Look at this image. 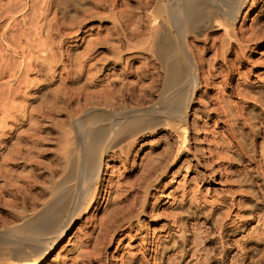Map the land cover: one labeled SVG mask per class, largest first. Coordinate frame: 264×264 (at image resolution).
Masks as SVG:
<instances>
[{"label": "rangeland", "instance_id": "1", "mask_svg": "<svg viewBox=\"0 0 264 264\" xmlns=\"http://www.w3.org/2000/svg\"><path fill=\"white\" fill-rule=\"evenodd\" d=\"M67 1L0 0V230L52 200L70 167L69 154H78V120L89 109L93 113L116 107L141 109L157 99L158 92L149 93L157 66L151 53L155 0ZM215 29L188 38L194 55L197 48L202 55L196 59L204 61L197 63L201 71L209 82L216 79V86L204 82L195 92L185 143L166 127L119 137L102 160L106 187L97 194L99 203L92 201L82 209L48 255L32 264H264V106L260 105L264 102V0H247L235 21L236 39L245 40V49L236 43L218 52L222 38L213 39L223 37V30L205 41L206 33ZM119 90L125 95L119 92L124 97L117 100ZM108 94H115L111 100L119 103H108ZM222 95L229 99L219 102ZM238 104L248 108L249 117L243 113L242 122L226 115ZM64 139L74 146L66 141L65 145ZM165 147L173 151L168 165ZM65 152L69 159L67 167L64 159L63 170L60 156ZM155 160L162 161L163 173L160 168L153 185L143 190L145 186L138 184L148 174L146 167L158 164ZM134 197L139 206L144 201L142 207H131ZM10 263L14 264L0 260V264Z\"/></svg>", "mask_w": 264, "mask_h": 264}, {"label": "bare ground", "instance_id": "2", "mask_svg": "<svg viewBox=\"0 0 264 264\" xmlns=\"http://www.w3.org/2000/svg\"><path fill=\"white\" fill-rule=\"evenodd\" d=\"M21 1V0H20ZM46 1V0H44ZM100 1V0H99ZM247 0H155V6H154V22L152 25L153 32H152V51L155 61H157L156 66V72L155 77L153 79L151 89L148 91L151 93V95L154 96V92H158V97L156 96V100L154 99L153 103H149L147 106H142L141 109H123L117 107L115 109H112V111L109 110L105 113H93L89 112L90 109L87 111L85 109L84 116L82 115V118L79 123V128L77 127V124L75 127H77V151L78 154L75 156L69 154L70 158V167L68 168V171L63 173L62 179L59 182V186H55L54 194L52 200L46 204V206H42L43 208L36 212L35 214L23 218L21 217L22 221L19 222L16 225H12L8 228H5L3 230H0V260H9V262H13L14 264H32L36 260L41 259L43 256H45L52 248L54 244H56L57 240L65 234V231L70 227L73 220L79 216V213L82 209L87 208L90 203L93 201L94 203H99V197L97 194L103 190V187L105 188V180L101 177L102 172V166H103V157L107 150L110 148V146L119 138L122 136H129L132 135H138L139 133L145 132V131H153L157 129L158 127H166L171 129L173 132L179 133V135L182 136L183 144L185 143V133L187 129V116H188V109L190 107V104L195 96V92L197 89L203 85L205 82L208 86H216V79L210 80L212 82H209L204 75V71L202 72L200 69V66L197 64L199 61L201 63H204V61L200 58L202 55H199V48H197V54L194 55L193 49L189 45L188 38L189 37H195V35H202V33H205L209 29L216 28L215 30H212L211 32L206 33L205 41H209L211 38L213 39L212 35H216L219 30L224 31V36H217L214 38V42L217 40H220L221 38V45L218 52H223L227 48V45L230 44H240L239 46L241 49H245V44L243 38H241V42H239L236 31L233 29L235 25L236 19L239 17V14L245 5ZM12 2V0H11ZM50 2V1H49ZM66 2H68L66 0ZM80 2V1H79ZM97 2V1H96ZM102 2V1H101ZM13 3V2H12ZM147 3V2H146ZM16 4V2H15ZM18 4V3H17ZM78 4V3H77ZM83 4V3H82ZM6 5V3H5ZM44 5V4H43ZM12 6V5H11ZM15 6V5H13ZM86 6V5H85ZM95 6V5H94ZM93 6V7H94ZM4 7V6H3ZM57 7V6H56ZM81 7V6H80ZM40 8V7H39ZM89 8V7H88ZM42 9V8H41ZM87 9V8H86ZM43 11V10H42ZM41 11V12H42ZM79 11V10H78ZM45 13V12H44ZM149 17V16H147ZM153 18V17H152ZM141 20V19H140ZM149 20V19H148ZM153 21V19H151ZM239 20V19H238ZM150 21V20H149ZM151 21V22H152ZM149 22V23H151ZM142 23V22H141ZM41 26V25H40ZM43 27V26H42ZM41 29V28H40ZM263 30V29H261ZM244 32V31H243ZM150 33V32H149ZM263 34V33H262ZM149 36V35H148ZM240 36V35H239ZM117 37V36H116ZM119 37V36H118ZM244 37V36H243ZM196 38V37H195ZM258 38V37H256ZM251 39V37H250ZM122 40V39H121ZM146 40V39H145ZM144 40V41H145ZM248 41V39H246ZM110 41V40H109ZM148 41V40H147ZM145 41V43L147 42ZM199 41V40H198ZM106 42V41H105ZM112 42V41H111ZM110 42V43H111ZM193 42V41H192ZM191 42V43H192ZM196 43V41L194 40ZM204 42V41H203ZM213 42V41H212ZM109 43V42H108ZM246 43V42H245ZM248 43V42H247ZM246 43V45H247ZM194 44V43H193ZM111 45V44H110ZM116 45V44H113ZM112 45V46H113ZM142 45V44H141ZM198 45V44H197ZM213 45V44H211ZM50 46V45H49ZM195 44L193 45L194 48ZM215 45H213L214 47ZM219 46V45H217ZM47 47V46H46ZM151 47V46H150ZM197 47V46H196ZM212 47V48H213ZM232 47V46H231ZM248 47V46H246ZM250 47V46H249ZM148 48V47H147ZM217 48V47H216ZM45 49V48H44ZM113 49V48H112ZM149 49V48H148ZM204 50H207V46L203 47ZM229 49V48H228ZM235 49V48H234ZM252 49V48H251ZM143 50V49H142ZM147 50V49H146ZM52 51V50H51ZM217 51V50H215ZM227 51H230L227 50ZM226 51V53H227ZM143 52V51H142ZM202 52V50H201ZM238 52V51H237ZM112 53V51H111ZM196 53V52H195ZM216 53V52H215ZM244 53V52H243ZM119 54V53H118ZM218 54V53H217ZM223 54V53H222ZM51 55V54H50ZM113 55V54H112ZM152 55V54H151ZM219 55V54H218ZM221 55V54H220ZM197 56H200L197 59ZM216 56V55H215ZM111 57V56H110ZM214 57V56H213ZM200 59V60H199ZM149 60V58H148ZM215 60V59H214ZM224 60V59H223ZM203 61V62H202ZM232 61V60H231ZM199 62V63H200ZM259 63V62H258ZM32 65V64H30ZM151 65V64H150ZM202 65V64H201ZM210 65V64H209ZM140 66V65H139ZM205 66V65H204ZM232 66V65H231ZM82 68V67H81ZM205 68V67H204ZM209 68V67H208ZM80 69V68H79ZM237 69V68H236ZM83 70V69H82ZM90 70V69H89ZM141 70V69H140ZM224 70V69H222ZM84 71V70H83ZM221 71V70H220ZM144 72V71H143ZM146 72V71H145ZM145 72L143 73L145 75ZM202 72V73H201ZM223 72V71H222ZM90 73V72H89ZM131 73V72H130ZM154 73V72H153ZM152 73V74H153ZM221 73V72H219ZM227 73V72H226ZM236 73V72H235ZM238 73V72H237ZM120 74V73H119ZM124 74V73H123ZM140 74V81L143 80L144 75ZM201 74L203 75L201 77ZM224 74V73H223ZM89 75V74H88ZM115 75V74H114ZM138 75V74H137ZM149 75V74H148ZM220 75V74H219ZM230 75V74H228ZM226 75V76H228ZM233 75V74H232ZM240 75V74H239ZM246 75V74H245ZM91 76V75H90ZM94 76V74H93ZM118 76V75H117ZM125 76V74H124ZM224 76V77H226ZM247 76V75H246ZM261 76V75H260ZM92 77V76H91ZM121 77V76H119ZM221 77V76H220ZM241 77V76H240ZM80 78V77H79ZM117 78V77H116ZM114 79V81L116 80ZM209 78V77H208ZM212 78H215L212 76ZM223 78V77H222ZM261 78V77H260ZM90 79V78H89ZM93 79V77L91 78ZM90 79V80H91ZM120 79V78H119ZM224 79V78H223ZM228 79V78H227ZM245 79V77H244ZM247 79V78H246ZM107 81V80H106ZM219 81V80H218ZM226 81V80H225ZM248 81V80H247ZM108 82V81H107ZM110 82V81H109ZM122 82V80H121ZM138 82V81H137ZM262 82V81H261ZM114 83V82H113ZM129 83V82H128ZM132 83V82H131ZM237 83V82H236ZM122 84V83H121ZM130 84V83H129ZM120 85V84H119ZM140 85V83H139ZM218 85V84H217ZM240 85V84H239ZM107 86V84H106ZM105 86V87H106ZM113 86V84H112ZM148 87V85H146ZM220 86V85H219ZM237 86V84H236ZM251 86V85H250ZM249 86V87H250ZM103 87V86H102ZM109 87H111L109 85ZM115 87V85H114ZM117 87L118 86L117 84ZM143 87V86H141ZM234 87V86H233ZM240 87V86H239ZM238 87L237 90L240 88ZM248 87V86H247ZM112 88V87H111ZM110 88V89H111ZM123 88V86L121 87ZM223 88V87H222ZM243 88V87H242ZM255 88V87H254ZM82 89V88H81ZM80 89V90H81ZM87 89V88H86ZM89 89V88H88ZM106 89V88H105ZM109 88L106 90H110ZM233 89V88H232ZM91 90V89H90ZM99 90V89H98ZM105 90V91H106ZM118 90V89H117ZM123 89H121L122 91ZM219 90V88H218ZM235 90V89H234ZM247 90V88H245ZM249 90V89H248ZM82 91V90H81ZM84 91V89H83ZM86 91V90H85ZM101 91V90H100ZM99 91V92H100ZM111 94L113 93V90H111ZM115 91V90H114ZM121 91L119 90L115 96H119L121 94ZM242 91V90H240ZM94 92V90H93ZM98 92V91H97ZM108 92V91H107ZM120 94L118 95V93ZM237 92V91H236ZM239 92V91H238ZM242 95L246 96V93H243ZM247 94L251 91H246ZM66 93V91H65ZM91 93V92H90ZM96 93V92H95ZM106 93V92H105ZM124 95V91L122 92ZM148 93V95H149ZM257 93V92H256ZM255 93V94H256ZM261 92L260 94H262ZM57 94V93H56ZM121 94V95H123ZM240 94V93H239ZM254 94V93H253ZM70 95V94H69ZM96 95V94H95ZM106 95V94H105ZM143 95V94H142ZM230 95V94H229ZM241 95V94H240ZM241 95V97H242ZM251 95V93H250ZM264 94H262L263 96ZM56 96V95H55ZM66 96V95H65ZM76 96V95H74ZM104 96V95H103ZM107 96L110 97L108 94ZM106 96V98H108ZM141 96V95H139ZM144 96V95H143ZM202 96V95H201ZM218 96V95H217ZM252 96V95H251ZM63 97V96H62ZM96 97V96H94ZM105 97V96H104ZM111 97L109 100H111ZM120 97V96H119ZM118 97V98H119ZM122 98L124 96H121ZM120 97V98H121ZM250 97V96H249ZM260 97V96H259ZM65 98V97H64ZM78 98V97H77ZM117 98V100H118ZM139 97L137 96V99ZM245 98V97H244ZM248 96H246V99ZM263 98V97H262ZM59 99V98H58ZM86 99V98H85ZM88 99V98H87ZM92 99V98H91ZM95 99V98H94ZM103 99V98H102ZM144 99V98H143ZM143 99H141V102ZM216 99V98H215ZM219 102L222 100H228L224 99L223 95L222 97H218ZM216 99V100H217ZM249 99V98H248ZM251 99V97H250ZM264 99V98H263ZM262 99V100H263ZM106 100V99H105ZM113 100V99H112ZM111 101H108V103L112 104ZM140 101V99H138ZM138 100H136L138 102ZM147 100V99H145ZM212 100V99H211ZM57 101V100H55ZM59 101V100H58ZM114 102L119 103L118 101H115V98L113 100ZM205 101V100H204ZM260 101V100H259ZM99 102V101H98ZM114 106L116 103H114ZM212 102V101H211ZM224 102V101H223ZM222 102V103H223ZM230 102V101H229ZM227 103L226 105L230 104ZM261 102V101H260ZM92 103V102H91ZM95 103V102H93ZM139 103V102H138ZM221 103V104H222ZM238 103V102H237ZM236 103V104H237ZM247 103V102H246ZM60 104V103H59ZM98 104V103H97ZM106 104V102H105ZM104 104V105H105ZM120 104H122L120 102ZM143 104V103H142ZM224 104V103H223ZM235 104V103H234ZM233 104V105H234ZM242 104V103H241ZM239 105L231 114L229 112L226 114V110H224L225 114L229 117L235 118L237 121H240L242 118V115H245L247 113L248 108H246L243 105ZM258 104V103H257ZM25 105V104H24ZM83 105V104H82ZM109 105V104H107ZM119 106V104H117ZM140 105V104H138ZM137 105V106H138ZM219 105V104H218ZM232 105V104H231ZM260 105L264 106V102H262ZM20 106V105H19ZM76 106V105H75ZM95 106V105H94ZM141 106V105H140ZM222 106V105H220ZM236 106V105H235ZM34 107V106H33ZM37 107V106H36ZM67 107V106H66ZM92 107V106H91ZM110 107V105H109ZM112 107V106H111ZM224 108V106H222ZM23 108V107H22ZM39 108V107H37ZM84 108V107H83ZM113 108V107H112ZM216 108V107H214ZM227 109V107L225 106ZM224 108V109H225ZM230 108V106H229ZM228 108V109H229ZM233 108V107H231ZM25 109V108H24ZM33 109V108H32ZM41 109V108H40ZM43 109V107H42ZM67 109V108H66ZM78 109V108H77ZM217 109V108H216ZM215 109V111H216ZM31 110V109H30ZM36 110V109H35ZM48 110V109H47ZM60 110V109H59ZM82 110V109H81ZM95 110V109H94ZM107 110V109H106ZM223 110V109H222ZM253 110V109H252ZM251 110V111H252ZM17 111V110H16ZM15 111V112H16ZM39 111V110H38ZM64 111V110H63ZM79 111V109H78ZM97 110H95L96 112ZM256 111V110H255ZM263 111V110H262ZM261 111V112H262ZM74 112V111H72ZM71 112V113H72ZM99 112V111H98ZM197 112V111H196ZM212 112V111H211ZM246 112V113H245ZM249 112V111H248ZM253 112V111H252ZM260 113V116L261 115ZM14 113V112H13ZM12 113V114H13ZM27 113V112H26ZM25 113V114H26ZM31 113V112H30ZM56 113H58L56 111ZM68 113V112H67ZM76 113V112H75ZM223 113V112H222ZM245 113V114H243ZM255 112H253L254 114ZM263 113V112H262ZM47 114V113H46ZM224 114V115H225ZM253 117V114L250 113ZM42 115V114H41ZM50 115V114H49ZM55 115V114H54ZM220 115V114H219ZM225 115V116H226ZM247 115V114H246ZM245 115V116H246ZM258 115V114H257ZM257 115L255 116L257 118ZM25 116V115H24ZM33 116V115H32ZM201 116V115H200ZM199 116V117H200ZM244 116V119H246ZM248 116V115H247ZM13 117V116H12ZM230 117V118H231ZM249 117V116H248ZM247 117V118H248ZM14 118V117H13ZM22 118V117H21ZM33 118V117H32ZM227 118V117H226ZM232 118V119H233ZM254 118V117H253ZM253 118L252 121L254 120ZM234 119V120H235ZM243 119V120H244ZM14 120V119H13ZM62 120V119H61ZM68 120V119H67ZM76 120V119H74ZM195 120V119H194ZM222 120V119H221ZM228 120V119H227ZM236 123L237 121H234ZM250 120V119H249ZM247 120V121H249ZM259 120V119H258ZM34 121V120H33ZM32 121V122H33ZM215 121V120H214ZM232 122V120H230ZM14 122V121H13ZM17 122V121H16ZM22 122V121H21ZM68 122V121H67ZM73 122V121H72ZM71 122V123H72ZM242 122V120H241ZM251 122V120L249 121ZM247 122V125L252 124V122L249 124ZM255 122V121H254ZM216 123V122H215ZM231 123L233 127H235V124ZM240 123V122H239ZM244 123V122H243ZM246 123V122H245ZM260 123V122H259ZM264 123V122H263ZM262 123V124H263ZM14 124V123H13ZM60 124V123H59ZM234 124V125H233ZM238 124V122H237ZM236 124V125H237ZM255 124V123H254ZM252 124V125H254ZM20 125V124H19ZM18 125V126H19ZM30 125V124H29ZM69 125V124H68ZM74 125V124H72ZM218 125V124H217ZM228 125V124H227ZM241 125V124H240ZM246 125V124H245ZM257 125V124H256ZM256 125L254 128H256ZM32 126V125H31ZM35 126V125H33ZM211 126V125H210ZM251 126V125H250ZM63 128V126H61ZM208 127V126H207ZM233 127H231L233 129ZM243 127V126H242ZM247 127V126H246ZM258 127V126H257ZM196 128V127H195ZM241 128V126H240ZM14 129V128H13ZM31 129V128H30ZM198 129V128H197ZM251 129V128H250ZM253 129V127H252ZM258 129V128H257ZM12 130V129H11ZM63 130V129H62ZM206 130V129H205ZM255 131V130H254ZM254 131L253 134H254ZM13 132V131H12ZM198 132V131H197ZM236 132V131H235ZM75 133V132H73ZM150 133V132H149ZM216 133V132H215ZM256 133V132H255ZM20 135V134H19ZM70 135V134H68ZM67 136V135H66ZM226 136V135H225ZM62 137V136H61ZM243 137V136H242ZM60 138V137H59ZM74 138V137H73ZM211 138V137H210ZM62 139V138H61ZM59 139V140H61ZM68 139V138H67ZM71 139V138H70ZM126 139V138H125ZM177 140V139H176ZM229 140V139H228ZM251 140V139H250ZM64 139V143H65ZM72 141V139H71ZM134 141V140H133ZM136 141V140H135ZM19 142V141H18ZM69 141H66L68 143ZM132 142V141H131ZM179 142V140L177 141ZM17 143V142H16ZM15 143V144H16ZM62 143V144H64ZM65 143V145H67ZM119 143V142H118ZM129 143V142H128ZM216 143V142H215ZM220 143V142H219ZM238 143V142H237ZM14 144V143H13ZM61 144V145H62ZM72 144V143H71ZM75 144V143H74ZM132 144V143H131ZM218 144V143H217ZM222 144V143H221ZM225 144V143H224ZM230 144V143H229ZM247 144V143H246ZM250 144V143H249ZM70 145V142H69ZM68 145V146H69ZM73 145V144H72ZM70 145V146H72ZM128 145V144H127ZM168 145V144H167ZM166 145V146H167ZM223 145V144H222ZM16 146V145H15ZM19 146V145H18ZM69 146V147H70ZM74 146V145H73ZM170 146V145H168ZM237 146V145H236ZM22 147V146H20ZM123 147V146H122ZM184 146L181 145L178 151H181V149ZM244 147V146H243ZM248 147V146H247ZM252 147V146H250ZM11 148V147H10ZM9 148V149H10ZM129 148V147H128ZM212 148V147H211ZM229 148V147H228ZM62 149V147H61ZM69 149V148H68ZM113 149V148H112ZM166 149V147H165ZM164 149V150H165ZM172 149V147H171ZM171 149H166V153L162 152L166 155L165 165H168L170 159L173 157V151ZM174 149V148H173ZM244 149V148H243ZM255 149V148H254ZM253 149V150H254ZM13 150V149H12ZM58 150V149H57ZM75 150V148L70 149ZM213 150V149H212ZM229 150V149H228ZM11 151V150H10ZM63 149L60 150V154L62 153ZM67 152V148L65 149ZM129 151V149H128ZM218 151V150H217ZM223 151V150H222ZM22 152V151H21ZM66 155H61V168L64 170V159L65 163L67 161L68 166V157L67 153ZM70 152V151H69ZM219 152V151H218ZM73 153V152H72ZM180 153V152H179ZM178 153V154H179ZM18 154V152H17ZM16 154V155H17ZM20 154V153H19ZM59 154V155H60ZM152 154V152H151ZM214 154V153H213ZM220 154V153H219ZM253 154V153H252ZM13 155V154H12ZM156 155V154H154ZM153 155V156H154ZM163 155V154H161ZM160 155V156H161ZM244 155V154H243ZM251 155V154H250ZM15 156V155H14ZM25 156V155H24ZM23 156V157H24ZM65 156V157H64ZM129 156V155H128ZM150 156V155H149ZM157 156V155H156ZM159 156V155H158ZM177 156V155H176ZM212 156V155H211ZM223 156V155H222ZM262 156V155H261ZM27 157V156H26ZM66 157L68 159H66ZM12 158V157H11ZM19 158V157H18ZM150 158V157H149ZM152 158V157H151ZM164 158V157H163ZM163 158H159L162 160ZM14 158H12L13 160ZM60 159V158H59ZM173 159V158H172ZM25 160V159H24ZM129 160V159H128ZM153 160V158H152ZM232 160V159H231ZM59 161V160H58ZM159 160H155L154 162L158 163ZM152 161H150L151 163ZM162 162V161H161ZM159 162V163H161ZM17 163V162H16ZM57 163V162H56ZM152 164L150 167H146L145 171L148 173L145 179H142L141 182L138 184L139 186L144 185L145 187L141 186V189L144 188L148 189L151 185H153V182L157 179V175L159 174L158 171L161 167H163L160 164ZM210 163V162H209ZM60 164V163H58ZM149 164V162H148ZM150 165V164H149ZM164 165V163H163ZM164 165V166H165ZM59 166V165H58ZM58 168V167H57ZM60 168V166H59ZM144 169V168H143ZM162 169V168H161ZM58 170V169H57ZM56 170V171H57ZM62 170V171H63ZM67 169H65L66 171ZM59 172V171H58ZM160 172V171H159ZM145 173V174H146ZM163 173V169H162ZM59 174V173H58ZM13 175V174H12ZM11 176V175H10ZM56 176V175H55ZM24 177V176H23ZM140 177V176H139ZM18 178V177H17ZM59 178V177H58ZM142 178V177H141ZM17 180V179H16ZM140 180V179H139ZM16 182V181H14ZM73 183H76L73 185ZM13 184V183H12ZM109 184V183H108ZM128 184V183H127ZM131 184V183H130ZM16 185V184H15ZM19 184H17L18 186ZM136 186V184H134ZM137 185V186H138ZM122 186V185H121ZM126 186V185H125ZM132 186V185H131ZM138 186V187H139ZM14 187V184H13ZM108 187V185H107ZM124 187V186H123ZM128 187V186H127ZM130 187V186H129ZM17 188V187H16ZM118 188V187H117ZM131 188V187H130ZM12 189V187H11ZM45 190V189H44ZM52 190V188H51ZM40 191V190H39ZM147 191V190H146ZM13 192V191H12ZM15 192V191H14ZM44 192V191H43ZM42 192V193H43ZM53 192V191H52ZM19 193V192H18ZM48 193V192H47ZM46 193V194H47ZM50 193V192H49ZM48 193V194H49ZM144 193V192H143ZM45 194V193H44ZM122 194V193H121ZM120 194V195H121ZM124 194V193H123ZM137 194V193H136ZM11 195V194H10ZM133 195V194H132ZM143 194H141L142 196ZM52 196V193H51ZM104 196V195H103ZM102 196V197H103ZM131 196V195H130ZM135 196V195H134ZM137 196V195H136ZM16 197V196H15ZM47 197V196H46ZM121 197V196H119ZM128 197V196H127ZM133 197V196H132ZM192 197V196H191ZM197 197V196H196ZM36 198V197H35ZM41 198V196H40ZM49 198V197H48ZM47 198V199H48ZM118 198V197H117ZM116 198V199H117ZM135 198V197H134ZM141 198V197H140ZM115 199V198H114ZM132 200V198H130ZM142 199V198H141ZM195 199V198H194ZM193 199V200H194ZM11 200V199H10ZM13 200V199H12ZM118 200V199H117ZM116 200V201H117ZM130 200V201H131ZM17 201V200H16ZM24 201V200H23ZM123 201V200H122ZM202 201V200H201ZM149 202V201H148ZM11 203V202H10ZM27 203V202H26ZM41 203V202H40ZM43 203V202H42ZM134 204H130L136 207L139 204H141L140 200L135 198ZM198 203V202H197ZM36 204V203H35ZM116 204V203H115ZM122 204V202H121ZM129 204V203H128ZM144 204V201L142 202V206ZM117 205V204H116ZM128 205V206H130ZM31 206V205H30ZM35 206V205H34ZM41 206V205H40ZM38 206V207H40ZM120 206V205H119ZM123 206V205H122ZM139 206V205H138ZM137 206V207H138ZM141 206V205H140ZM139 206V207H140ZM141 206V207H142ZM32 207V206H31ZM118 208V206H116ZM115 207V208H116ZM27 208V207H26ZM34 208V207H33ZM120 208V207H119ZM123 208V207H122ZM126 207H124L125 209ZM129 208V207H128ZM23 209V208H22ZM39 209V208H37ZM123 209V210H124ZM130 209V208H129ZM132 209V208H131ZM130 209V210H131ZM135 209V208H134ZM132 209V210H134ZM21 211V210H20ZM118 211V210H117ZM122 211V210H121ZM120 211V212H121ZM126 211V210H125ZM128 211V210H127ZM124 212V211H123ZM133 212V211H132ZM34 213V212H33ZM126 213V212H124ZM123 213V215H124ZM128 213V212H127ZM118 215V214H117ZM113 215V217H117ZM122 215V214H121ZM121 215H118L119 217ZM131 214H129L130 216ZM133 216V215H132ZM17 218V217H16ZM14 218V219H16ZM125 218V217H124ZM127 218V217H126ZM66 219V221H65ZM114 219V218H113ZM112 219V222L115 220ZM123 219V217H122ZM132 219V218H131ZM19 220V219H18ZM111 221V219L107 220V222ZM118 221V220H117ZM110 222V223H112ZM109 223V224H110ZM115 223V221H114ZM117 223V222H116ZM108 225V224H107ZM111 225V224H110ZM114 224H112L113 227ZM115 226V225H114ZM109 227V226H108ZM107 228V227H106ZM105 229V228H104ZM113 229V228H112ZM107 230V229H106ZM111 230V228H110ZM163 248V247H162ZM51 251V250H50ZM48 255V254H47ZM46 255V256H47ZM12 264V263H10Z\"/></svg>", "mask_w": 264, "mask_h": 264}]
</instances>
